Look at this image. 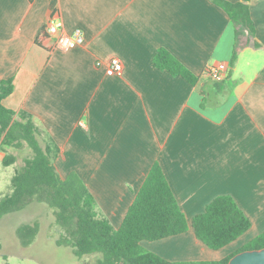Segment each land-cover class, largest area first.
Instances as JSON below:
<instances>
[{
	"label": "crops",
	"instance_id": "obj_1",
	"mask_svg": "<svg viewBox=\"0 0 264 264\" xmlns=\"http://www.w3.org/2000/svg\"><path fill=\"white\" fill-rule=\"evenodd\" d=\"M248 6L258 47L233 60V24L211 0H0V83L13 85L2 104L31 117L58 174L75 173L115 230L155 162L188 223L214 198L232 197L251 226L217 250L230 249L227 258L264 232V0ZM53 15L66 33L80 29L83 45L53 48L43 34ZM160 48L198 83L154 68ZM110 58L122 76L96 67ZM217 62L228 65L220 82L205 74ZM141 245L169 262L223 260L192 229ZM23 257L0 264H33Z\"/></svg>",
	"mask_w": 264,
	"mask_h": 264
},
{
	"label": "trees",
	"instance_id": "obj_2",
	"mask_svg": "<svg viewBox=\"0 0 264 264\" xmlns=\"http://www.w3.org/2000/svg\"><path fill=\"white\" fill-rule=\"evenodd\" d=\"M229 17L235 31L232 59L238 49L254 45V27L249 13L250 0H211ZM158 71L180 77L191 86L198 77L189 71L168 50L160 48L152 58ZM13 90L11 80L0 83V149L19 150L26 144L31 157L11 178V192L0 199V219L22 211L32 203L44 204L54 211L55 224L64 231L63 239L76 258L100 255L95 264H227L237 253L264 249V232L256 236L236 253L217 262H169L149 252L141 243L157 242L185 234L192 229L195 239L206 248L217 251L234 242L251 226L250 220L238 208L232 197L214 198L204 211L187 222L170 189L158 162L153 163L145 176L118 229L95 209V201L75 173L62 178L51 162L52 150L42 148L40 130L31 117L23 112L15 114L2 101ZM13 155L6 154L2 165L15 163ZM37 235V224L17 228V237L23 247L29 246ZM60 245V242H57Z\"/></svg>",
	"mask_w": 264,
	"mask_h": 264
},
{
	"label": "rangeland",
	"instance_id": "obj_3",
	"mask_svg": "<svg viewBox=\"0 0 264 264\" xmlns=\"http://www.w3.org/2000/svg\"><path fill=\"white\" fill-rule=\"evenodd\" d=\"M6 154L13 155L16 161L9 167L0 164V199L11 192V178L19 172L24 160L32 155L26 144L19 150L9 149ZM18 214V217H10L12 215L9 214L10 216L6 215L0 220V260L7 255L10 260L24 258L23 256L31 258L34 260L33 264H95L100 258V255L79 259L74 257L70 246L63 239L64 231L55 224L54 211L46 205L32 203ZM24 224H37V236L29 247H23L14 234L15 228ZM57 242H60V245ZM206 252L212 254L214 259L220 260L225 259L230 249Z\"/></svg>",
	"mask_w": 264,
	"mask_h": 264
},
{
	"label": "built area",
	"instance_id": "obj_4",
	"mask_svg": "<svg viewBox=\"0 0 264 264\" xmlns=\"http://www.w3.org/2000/svg\"><path fill=\"white\" fill-rule=\"evenodd\" d=\"M43 34L54 40L53 48L61 51L73 50L84 43V36L80 29H76L71 33H66L63 29V22L58 15H53L49 18L43 30ZM96 67L105 66L107 76L113 77L122 76L123 64L118 58H110L106 62L97 61ZM228 71V65L223 62H217L209 66L205 70L207 77L214 81H222Z\"/></svg>",
	"mask_w": 264,
	"mask_h": 264
},
{
	"label": "water",
	"instance_id": "obj_5",
	"mask_svg": "<svg viewBox=\"0 0 264 264\" xmlns=\"http://www.w3.org/2000/svg\"><path fill=\"white\" fill-rule=\"evenodd\" d=\"M227 264H264V249L239 252Z\"/></svg>",
	"mask_w": 264,
	"mask_h": 264
}]
</instances>
